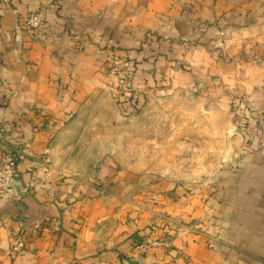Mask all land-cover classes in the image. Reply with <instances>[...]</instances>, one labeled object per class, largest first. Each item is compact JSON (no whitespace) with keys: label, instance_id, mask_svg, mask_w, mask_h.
I'll list each match as a JSON object with an SVG mask.
<instances>
[{"label":"crops","instance_id":"0c3cea01","mask_svg":"<svg viewBox=\"0 0 264 264\" xmlns=\"http://www.w3.org/2000/svg\"><path fill=\"white\" fill-rule=\"evenodd\" d=\"M31 13L42 19L36 38L23 32ZM105 45L135 57L140 90L159 77L175 87L200 78L221 105L242 98L264 113V0H0V163L2 141L26 144L16 167L23 198L0 200V264H264V148L254 129L243 166L207 207L187 199L164 230L135 227L76 184L71 160L57 163L58 124L110 84ZM37 108L57 123L36 130ZM20 233L26 251L13 256ZM139 235L164 242L143 252Z\"/></svg>","mask_w":264,"mask_h":264},{"label":"rangeland","instance_id":"374dc122","mask_svg":"<svg viewBox=\"0 0 264 264\" xmlns=\"http://www.w3.org/2000/svg\"><path fill=\"white\" fill-rule=\"evenodd\" d=\"M27 17L23 19V32L36 38L38 30L29 33L25 29ZM100 50L109 64L107 56L116 50L106 45ZM110 77L106 88L89 95L75 113L66 117L68 121L58 124L60 143L55 158L58 164L71 160L68 168L76 173V184L88 185L90 197L111 200L112 212L122 209L135 227L144 223L146 228L164 230L168 215L183 210L187 199H201L207 207L219 187L231 179L232 172L243 166V151L254 144L249 139L250 130H255L257 143L264 148V113L258 114L242 98L231 99L230 106L221 105L215 96L207 95L210 87L200 78L190 86L177 83L175 87L173 79L169 83L167 77H159L150 79L140 90L133 82L126 87L111 73ZM130 91L142 103H138V112L128 113L123 106L125 93ZM33 119L38 121L33 125L38 131L57 123L52 114L38 108ZM4 135L0 128V138ZM24 144L2 141L7 151L3 161L9 151H14L19 161ZM155 213L160 224L154 220ZM140 216L145 222L135 221ZM138 229L133 232H140ZM203 232L212 247L218 238L208 229ZM137 238L138 244L145 243L141 245L143 252L164 242L157 236L142 241V235Z\"/></svg>","mask_w":264,"mask_h":264},{"label":"built area","instance_id":"2783aa9c","mask_svg":"<svg viewBox=\"0 0 264 264\" xmlns=\"http://www.w3.org/2000/svg\"><path fill=\"white\" fill-rule=\"evenodd\" d=\"M42 25V19L37 14L29 15L25 21V29L29 33H35ZM107 61L110 64V73L116 77L120 85L128 87L132 83L133 62L131 58L121 55L118 52H109ZM18 163L17 154L9 151L7 158L0 165V200L8 199L10 201L20 202L25 190L19 185L16 177V167ZM27 240L24 234H15L11 246L13 256L22 255L26 251Z\"/></svg>","mask_w":264,"mask_h":264},{"label":"trees","instance_id":"16d2710c","mask_svg":"<svg viewBox=\"0 0 264 264\" xmlns=\"http://www.w3.org/2000/svg\"><path fill=\"white\" fill-rule=\"evenodd\" d=\"M131 79L133 82L134 78L132 77ZM125 94L127 97H125L124 100L122 101L124 108L128 110V113L133 111V110L138 112L139 111L138 106L141 103L140 100L138 99V97L135 96L134 92L132 93L131 91L129 93L126 92Z\"/></svg>","mask_w":264,"mask_h":264},{"label":"water","instance_id":"95a60500","mask_svg":"<svg viewBox=\"0 0 264 264\" xmlns=\"http://www.w3.org/2000/svg\"><path fill=\"white\" fill-rule=\"evenodd\" d=\"M235 131H236V132H238V131H239L237 127H235Z\"/></svg>","mask_w":264,"mask_h":264}]
</instances>
